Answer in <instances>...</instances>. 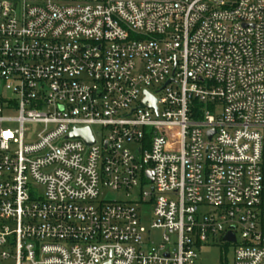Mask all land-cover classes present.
<instances>
[{"label":"built area","instance_id":"built-area-1","mask_svg":"<svg viewBox=\"0 0 264 264\" xmlns=\"http://www.w3.org/2000/svg\"><path fill=\"white\" fill-rule=\"evenodd\" d=\"M218 243L264 264V0H0V264Z\"/></svg>","mask_w":264,"mask_h":264},{"label":"rangeland","instance_id":"rangeland-1","mask_svg":"<svg viewBox=\"0 0 264 264\" xmlns=\"http://www.w3.org/2000/svg\"><path fill=\"white\" fill-rule=\"evenodd\" d=\"M38 130L37 126H34V131ZM138 147V145L136 146ZM149 190V187L145 188ZM140 193V186L136 187L132 194L137 197ZM126 198V192H117L102 189L100 200H123ZM152 206L147 205L142 209L141 220L143 225L147 228H150L151 219H152ZM153 235L159 236L160 231L156 230L153 232ZM237 237L239 241L241 240L240 231L237 232ZM234 245H226L224 243H218L216 245H210L202 247L199 252V263L198 264H233L234 254H235ZM1 263V260H0Z\"/></svg>","mask_w":264,"mask_h":264},{"label":"water","instance_id":"water-1","mask_svg":"<svg viewBox=\"0 0 264 264\" xmlns=\"http://www.w3.org/2000/svg\"><path fill=\"white\" fill-rule=\"evenodd\" d=\"M157 101L150 95H148L147 99L143 102V107H153L156 108ZM209 137L211 138L214 134L213 131L209 132ZM71 138H82L86 141L88 145H92L94 143V139L91 133L90 129H81V130H76L74 133L71 134ZM149 177L152 176V173L150 172ZM153 181V179H152ZM225 240L227 241H232L235 242L236 238L233 233H229L226 237Z\"/></svg>","mask_w":264,"mask_h":264}]
</instances>
